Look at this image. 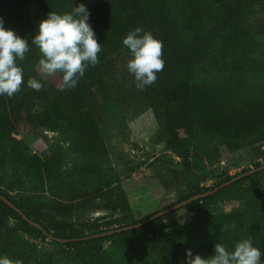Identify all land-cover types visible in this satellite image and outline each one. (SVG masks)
I'll return each instance as SVG.
<instances>
[{"label":"trees","instance_id":"1","mask_svg":"<svg viewBox=\"0 0 264 264\" xmlns=\"http://www.w3.org/2000/svg\"><path fill=\"white\" fill-rule=\"evenodd\" d=\"M79 3H85L91 13L90 23L102 51L99 62L85 69L75 88L61 91L60 74L49 79L40 75L41 54L31 40L35 26L49 12H70ZM258 7L264 10V0H0L4 27L29 41L25 58L17 61L23 70L20 90L11 97L0 96V168L7 167L13 156L38 181H55L61 152L47 149L38 153L29 138L36 141L45 130H56L65 122L75 134L73 149L84 156L77 172L85 183L82 189L72 186L64 199L41 202L18 201L1 188L0 193L52 233L54 243L84 249L95 264H118L117 254L127 257L145 245H152L153 264H171L182 235L170 234L165 220L184 211L200 217L221 202L252 196L260 188L257 184L247 187L246 183L264 170L138 228L86 238L136 224L158 212L138 220L125 187L98 162L109 154L103 132L104 101H112L122 93L120 80H124L117 72L114 57L125 51L131 58L122 40L136 27L162 42L163 70L143 90L136 87L133 77L134 87L162 124L167 148L180 158L181 169L174 171L180 179L193 169L188 141L199 135L220 140L207 153L212 161L248 148H255L260 151L257 157L262 156L264 41L260 36H264V17L256 16ZM30 78L42 83L39 91L27 87ZM233 177L228 175L209 188L190 185L177 202L165 208ZM98 199L110 212L108 215L81 223L71 219L73 213ZM144 228H152L158 237L142 235ZM44 230L0 197V256L9 258L12 264L35 263L37 250L26 236L49 239ZM57 238L70 240L61 242ZM246 238L264 252V229L257 227L240 233L214 231L206 237L205 252L212 255L217 242L232 250L235 242Z\"/></svg>","mask_w":264,"mask_h":264},{"label":"rangeland","instance_id":"2","mask_svg":"<svg viewBox=\"0 0 264 264\" xmlns=\"http://www.w3.org/2000/svg\"><path fill=\"white\" fill-rule=\"evenodd\" d=\"M256 16L264 17L261 7L257 8ZM260 39L264 41V36H260ZM114 58L117 72L124 80H120L122 93L112 101H104L106 119L103 132L109 154L98 162L108 175L115 177L125 187L138 220L177 202L190 185L213 187L228 175L235 176L256 167L257 163H264V148L259 157L257 154L260 151L248 148L220 161H212L207 153L219 145L220 140L199 135L188 141L193 169L185 179L183 176L180 179L174 172L181 169L178 164L180 158L167 148L162 124L135 89L133 76L126 69L127 54L122 51ZM38 71L46 79L51 77L41 73L39 64ZM74 136L69 125L61 122L56 130H45L42 138L36 141L29 138L38 153L47 149L61 152L62 160L55 181H38L12 156L9 165L0 168V188L18 201L37 202L64 199L72 186L82 189L85 183L77 167L84 156L73 149ZM255 184L260 188L259 192L244 200L221 202L204 211L206 213L200 217L184 211L171 220L166 219L164 224L167 231L175 236L182 235L171 264H185L186 249H191L194 255L208 258L204 243L214 231L228 229L232 233H240L251 227L264 229V172L246 183L247 187ZM102 205L103 201L98 199L73 213L71 219L81 223L106 216L110 212ZM141 233L158 237L152 228H144ZM26 238L34 243L37 250L33 264H95L84 249L63 247L50 238ZM151 253L152 245H145L138 253L127 257L117 254V261L118 264H153Z\"/></svg>","mask_w":264,"mask_h":264},{"label":"clouds","instance_id":"3","mask_svg":"<svg viewBox=\"0 0 264 264\" xmlns=\"http://www.w3.org/2000/svg\"><path fill=\"white\" fill-rule=\"evenodd\" d=\"M90 16L86 4L79 3L70 12H49L35 26L31 43L41 54L40 71L46 76L60 74L61 91L75 88L85 69L99 62L102 43H98ZM4 23L0 17V96L11 97L22 84L23 70L17 61L25 58L29 41L13 29L5 28ZM122 44L131 57L126 69L134 77L136 87L143 90L151 86L164 67L162 42L151 32L136 27L123 38ZM42 86L35 78L27 81V87L33 90L39 91ZM0 264H12V261L0 256ZM185 264H264V252L254 246L251 238L235 242L232 250L217 242L213 254L206 259L186 249Z\"/></svg>","mask_w":264,"mask_h":264},{"label":"water","instance_id":"4","mask_svg":"<svg viewBox=\"0 0 264 264\" xmlns=\"http://www.w3.org/2000/svg\"><path fill=\"white\" fill-rule=\"evenodd\" d=\"M264 170V163L257 166V167H254V168H251L245 172H242L240 174H237L235 175L231 180H228L222 184H220L219 186L215 187L214 189H211V190H208L206 192H203V193H198V194H195L193 196H191L190 198L188 199H185V200H182L168 208H165L163 210H160L158 211L157 213L151 215L150 217H148L147 219L145 220H142V221H139L138 223L136 224H132V225H127V226H124V227H119V228H115V229H112L110 231H107V232H104V233H96V234H92L86 238H92V237H100V236H106L108 234H113V233H116V232H122V231H126V230H130V229H133V228H138L140 226H143L145 224H148L150 223L151 221H153L154 219L166 214V213H169V212H172L178 208H181L183 206H186L188 204H190L191 202L195 201V200H198L200 198H203L205 196H208V195H211V194H214L215 192H217L218 190L232 184L233 182L245 177V176H248V175H251L253 173H256L258 171H262ZM0 197L6 202L8 203L9 205H11L13 208H15L20 214L23 215V217L28 220L32 225L36 226V227H39L40 229H43L44 230V227L41 223L39 222H36L34 221L33 219H31L21 208H19L18 206H16L9 198H7L5 195L1 194L0 193ZM44 233L47 234L49 236L50 239H56L55 236L52 234V233H49L47 230H44ZM59 241L61 242H67L69 241L70 239H67V238H57ZM72 240H76V239H72Z\"/></svg>","mask_w":264,"mask_h":264}]
</instances>
